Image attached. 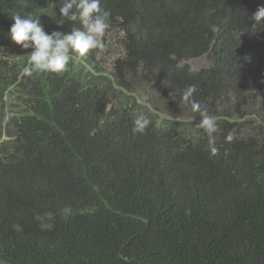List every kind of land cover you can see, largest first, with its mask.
Wrapping results in <instances>:
<instances>
[{"label": "trees", "instance_id": "obj_1", "mask_svg": "<svg viewBox=\"0 0 264 264\" xmlns=\"http://www.w3.org/2000/svg\"><path fill=\"white\" fill-rule=\"evenodd\" d=\"M63 3L0 0V260L264 264V0H101L113 64L97 49L25 76L32 49L7 35L12 16L67 33L80 24L57 25ZM192 84L216 155L182 100ZM140 113L151 123L134 134Z\"/></svg>", "mask_w": 264, "mask_h": 264}, {"label": "clouds", "instance_id": "obj_2", "mask_svg": "<svg viewBox=\"0 0 264 264\" xmlns=\"http://www.w3.org/2000/svg\"><path fill=\"white\" fill-rule=\"evenodd\" d=\"M58 26L66 21L79 22L80 27H72L70 32L62 33L45 31L39 17L31 16L22 18L19 14L12 16L14 23L11 25L8 36L24 49L31 48L27 66L23 73L32 77L40 73L62 74L67 71L72 54L85 57L92 50H103L106 45L104 36L110 27L111 13L101 6V0H64L59 9ZM252 19L256 25H264V5L257 7ZM197 91L195 84L189 85L182 93V100L191 105L194 113H199V126L208 136V145L211 155L218 153L215 133L218 130L216 119L208 113L206 106L196 101L193 94ZM151 120L145 113L138 114L133 120L132 131L134 134H144ZM234 134L229 132L225 142H232Z\"/></svg>", "mask_w": 264, "mask_h": 264}, {"label": "rangeland", "instance_id": "obj_3", "mask_svg": "<svg viewBox=\"0 0 264 264\" xmlns=\"http://www.w3.org/2000/svg\"><path fill=\"white\" fill-rule=\"evenodd\" d=\"M106 47L103 50H98V55L101 61L105 62L107 64L108 67H110L113 64V58L118 56V51H119V45L118 43H115L114 41L108 40L106 42ZM114 54V55H113ZM18 59L15 58H8L7 59V64L9 66H14L17 63ZM188 64L190 65V67L192 69H200L202 67H206L208 65V60L205 57H201V58H197V59H193L188 61ZM140 95H141V101H144L146 98L154 96L153 92H151V90L146 89L144 87H140L138 86ZM160 106L162 108H165V105L163 104V102L161 101ZM18 107H14L13 105L10 106V110L12 111H18ZM254 112V110H253ZM254 115H256L255 113H253ZM9 115V113H8ZM0 264H6L4 261L0 260Z\"/></svg>", "mask_w": 264, "mask_h": 264}]
</instances>
